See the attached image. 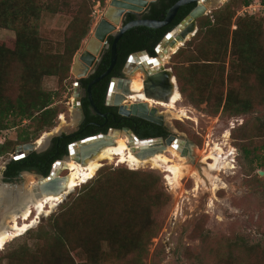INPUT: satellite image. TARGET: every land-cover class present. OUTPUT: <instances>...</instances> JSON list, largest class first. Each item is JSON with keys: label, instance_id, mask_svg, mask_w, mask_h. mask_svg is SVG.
Masks as SVG:
<instances>
[{"label": "trees", "instance_id": "1", "mask_svg": "<svg viewBox=\"0 0 264 264\" xmlns=\"http://www.w3.org/2000/svg\"><path fill=\"white\" fill-rule=\"evenodd\" d=\"M106 0H0V27L16 32L15 47L0 41V131L16 127L30 120L21 133L24 142L35 141L47 129L57 124L60 107L56 104L58 92L47 90L44 80L58 77L63 83L71 75L74 57L91 32L94 6ZM179 0H160L153 3L146 19H164ZM255 0H230L221 8L199 19V31L185 47L175 55V75L180 91L193 106L207 104L209 113H229L243 116L257 105H264V24L249 16L234 19L240 7H249ZM264 4V0H262ZM196 7V3L182 6L173 22L163 28L138 26L127 31L118 43L120 66L138 52L156 54V47L174 27L180 24ZM72 14L66 31L62 51L51 52L42 38L39 21L44 14ZM96 75L85 79V86L106 71L111 63L112 45ZM188 64V65H187ZM110 88V76L93 87V98L102 111L109 110L105 98ZM88 122L99 121L93 115L90 99L85 100ZM93 117V118H92ZM110 123L103 129L88 130L82 135L62 136L43 153L33 154L12 161L5 173L8 179L18 177L24 171L37 170L48 176L53 165L69 154L70 145L80 137L108 133ZM159 128V127H156ZM161 129V128H160ZM167 136L165 130L146 133L145 138ZM9 141L0 145V154L12 150ZM257 166L264 169V157H256ZM109 182L102 188L107 197H101L95 178L85 183L82 193L65 205L64 211L52 216L51 229H29L26 235L37 238V243L25 242L15 248L0 252V262L8 264H144L149 254V244L156 232L153 230V209L162 208L157 182L151 178H128ZM136 179V180H134ZM118 187L119 195L115 196ZM152 192V193H151ZM115 197L117 203H115ZM201 236H204L199 232ZM106 243L109 251L103 249ZM227 248L234 256L240 253L236 263L255 259L264 264V247L250 245L242 236L227 241ZM80 251V252H79ZM74 253L84 261H77ZM80 253V254H79ZM231 254V253H230ZM259 263V264H260Z\"/></svg>", "mask_w": 264, "mask_h": 264}, {"label": "rangeland", "instance_id": "2", "mask_svg": "<svg viewBox=\"0 0 264 264\" xmlns=\"http://www.w3.org/2000/svg\"><path fill=\"white\" fill-rule=\"evenodd\" d=\"M79 1L75 0L74 7ZM211 1L214 0L208 2ZM228 1L230 0L219 3L210 10L214 12ZM260 3H262V0H255L253 2L255 7L251 9V12L244 11L245 7L238 8L232 27L233 30L237 28V18L245 15L262 21L264 24V4L261 7ZM108 4L109 0H106L104 5L101 2L95 4L91 32L83 41L79 49L80 52L86 49L87 42L95 33L98 22L105 13ZM72 19L73 15L66 13L43 15L39 21V29L49 51L58 52L63 50L67 36L66 31ZM193 38L194 36L185 45L183 44L180 49L185 47ZM0 41L14 48L16 32L0 27ZM175 54L172 53L164 64L165 68L172 70L174 73L177 65L176 60L173 58ZM138 69L139 71L134 68L133 71L140 72V78L144 84L146 83L147 87L148 73L145 68L139 67ZM133 71L128 70L129 87L132 80L136 79L139 74ZM80 80L82 79L73 74L72 69L70 77L63 83L60 82L58 77L45 78V89L59 94L56 104L60 107V113L56 126L45 130L39 136V139H41L45 134L47 136L52 135V141L44 152L52 146L56 138L76 135L75 133L79 130L80 124L75 117V110L77 109L75 100L77 93L83 92L82 85H77V81ZM173 82L175 83V81ZM130 94H132L131 90L125 93L127 98L124 102L136 103V100L128 98ZM182 96L183 102L179 106L190 108L192 117L195 119L185 118L182 120L171 118L167 114L163 115L168 124V135L175 134L195 143V146H192V156H185L192 169L181 180V185L171 183L165 166L147 164L135 168L128 163H119L118 159L112 162L105 161L96 173L97 175H95L92 184L95 185L96 183L97 188L100 187V196L105 198L107 193L102 187L109 182L124 180L119 175L123 170L136 172L135 175L125 172L128 178L157 179L155 180L157 182L155 193L160 196L162 208L153 209L152 222L154 225L152 227L157 235L153 237L149 244V254L143 259L144 264H238L235 260L240 258V253L234 251L235 254L232 256L233 251L227 248L228 239L242 236L250 245L264 247V173H261L264 172V169H260L256 162L257 156L264 157V105L255 106L252 112L247 115L233 117L229 113L211 114L207 104L197 108L191 104L186 95L182 94ZM154 107H158L159 113L167 111L157 105ZM63 120L66 122L65 130L58 134L54 133V130L62 124ZM30 124H32V121L27 120L21 124L19 123L14 128L0 131V145L9 141V146L12 148L9 152L0 154V185L16 191L15 194L18 193L17 191L22 190L24 192L25 189H28L31 183L28 173L36 177V182L39 181L40 176H46L37 171L40 176L34 174V171H24L20 176L12 179H8L5 175L8 165L15 161L18 152L20 150L26 151L22 146L26 143L39 141L37 139L24 142L20 139L21 133L27 127L29 131H33L34 126L30 128ZM227 130H230L231 133L229 139L225 138ZM115 135H128V133L123 131ZM169 148H172V146ZM164 152L172 161L180 162L179 158L174 157L169 149L164 150ZM178 152L181 156V152ZM33 153H28V156ZM210 155H215L218 158L219 162L215 165V169L211 168V164L216 163L215 160H205ZM61 160H64L62 161L64 163L68 162V155ZM3 169H5L4 172H2ZM69 172L68 169H63L60 172V177L68 176ZM199 180L203 181L200 182ZM84 185L86 184L69 192L60 203L40 214L30 229L35 231L40 227L51 229L52 216L55 217L63 212L65 205L73 202L82 193ZM118 189L116 187L115 196L120 193ZM117 201L115 197V203ZM26 232L10 240L3 249H0V252L15 248L25 242L30 245L36 244L38 242L37 238H29ZM199 232L204 236H201ZM103 249L109 251L106 243L103 244ZM77 254L74 253L77 261L86 260V258H79ZM259 263L255 262V259H249L240 264ZM0 264H8V261L2 260Z\"/></svg>", "mask_w": 264, "mask_h": 264}, {"label": "water", "instance_id": "3", "mask_svg": "<svg viewBox=\"0 0 264 264\" xmlns=\"http://www.w3.org/2000/svg\"><path fill=\"white\" fill-rule=\"evenodd\" d=\"M157 1L158 0H109V4L106 8V11L98 22V25L95 29V33L92 35V37H90L87 42L86 49H84V51L77 52V54L75 55L74 64L72 68L73 74H75L80 79L88 78L95 71L101 58L105 54L106 50L110 47L111 37L114 38V42L112 45L111 67L102 76L98 77L97 79H94L88 86L90 102L99 114L107 116L106 114H103L100 111L94 101L92 93L93 86L102 79H104L113 70L118 59V43L127 31L136 26H148L152 28H163L165 26H168L173 22V20L177 16L179 9L182 6L196 3V7L191 11V13L180 24H178L170 32H168L162 39V41L157 45L155 55L150 54L148 51L138 52L144 54L146 57L152 60H157L155 61L157 63L159 62L158 58L164 55V53H161V51H166L170 47H175L179 40H182L184 38L187 39L188 36L193 32V36H195L199 31V19L212 12V10L208 11L207 6L204 4L210 0H179L170 9L164 19L141 18L126 23V20L128 19L129 15H141L148 12L153 3ZM214 1L216 2L217 0ZM192 37L188 38L187 41L190 40ZM187 41H185V43ZM179 49L180 48H178V50ZM138 53H135L133 55H136ZM133 55L130 56V59ZM146 72L148 73L147 86L148 83H159L161 81L164 82L165 80L167 82V85L170 87L171 75H174L177 80L175 73L172 70L165 68L164 65L163 67H160L158 71L149 69ZM160 85L161 84L159 83V86ZM81 97L82 93L78 92L77 98L75 100V107L79 110V124L85 119V114L80 105ZM163 98H165L166 100H170L168 95L163 96ZM124 99L125 96L118 95L116 101V105L120 107V114L124 116L136 115L150 122L163 126H168L164 117L156 116L157 108H153L151 110L148 108V105L143 102L134 103L133 105L128 106L124 103ZM113 131H125L126 133H130L133 137L134 142L138 145L141 144L143 146L142 151L139 153L142 157L152 155L157 151L167 150L171 146L176 147V149H178L181 152V155L184 157L192 156V146H195V143L190 139L178 137L175 134H171L166 139L140 138L136 134H134L133 131H131L129 128H115L111 129L107 134L99 133L96 135H92L91 137H88L82 141L73 142L69 147L68 157L70 158L72 155H74V152L76 151V160H84L87 156L91 155V153H94L95 151L99 150L102 146L108 144V139L112 137L111 133ZM51 136L52 135L46 138L44 145L41 146L38 145V140L35 142L24 144L22 148L26 151L24 152L20 150L15 156V160H19L28 156V153L30 152H44L52 141ZM61 161L64 160H58L55 164ZM4 170L5 169H3L2 172H4ZM54 170L55 165L53 166V169L48 176H40L37 172H34V174L40 176L39 182L42 191L52 193H58L59 191H62L61 177H54ZM261 173L263 174L264 172ZM64 190L65 192L67 191L66 189ZM61 194L64 195L65 193L63 192Z\"/></svg>", "mask_w": 264, "mask_h": 264}, {"label": "bare ground", "instance_id": "4", "mask_svg": "<svg viewBox=\"0 0 264 264\" xmlns=\"http://www.w3.org/2000/svg\"><path fill=\"white\" fill-rule=\"evenodd\" d=\"M224 1L226 0H217L216 2L207 1L204 4L207 6L209 11L210 9L217 6V4ZM193 34L194 32L191 33L188 37H192ZM187 39L184 38L182 40H179L175 47H170L166 51H161V53H164V55L158 58L159 62L157 63L155 62L157 60H152L142 53L133 55L129 60V70L133 71L134 68H137V70L139 71L138 68L141 67L142 69L145 68V71L149 69L158 71V69L160 67H163L166 61H168L172 53L177 52L178 48H180L185 43V41H187ZM138 73V77L136 79L134 78V80H132L131 82L130 88L132 94L128 96L129 99L139 101L136 103H146L148 105V108L151 110L155 105L160 106L167 110L163 113L160 112V114L170 115L171 118L182 120H184L185 118L195 119L192 117V111L190 108L179 106V104L183 102V96L181 91L179 90L178 83L174 75H171L173 77L172 80L175 81V83L173 82V90L169 95L170 100H166L162 97L159 98L158 96L155 97L146 94L144 92L145 84L140 78V72ZM114 89L120 91L116 84L114 85ZM75 117L77 119V122H79L78 109L75 110ZM63 119L65 118L63 117ZM65 124V120H63L62 124L54 130V133L58 134L63 132L66 128ZM118 133L120 132L113 131L111 133L112 137L108 139L109 143L102 146L94 153H91V155L87 156L84 160L77 161L75 151L74 155L69 158L68 162L64 163L61 161L57 163V165H55L54 177H60V172L63 169H68L70 171L68 176L61 177V192L59 191L58 193H52L42 191L40 188V182H36V177L31 173H28L31 183L28 189H25L24 192H22L21 190L17 191L18 193L15 194L14 192L16 191H12L11 189H7L0 185V249H3L6 244L13 238L28 231L35 223V220L39 217L40 214H42L48 208H53L54 206H56V204L60 203L66 194L93 179L95 175H97L96 173L103 166V163L105 161L112 162L115 159H118L119 163H128L130 166L135 168L147 164H152L153 166L160 167L165 166L166 171L169 174L171 183L178 185H181V180L186 176L187 172L191 171L192 166H190L189 162H187V158L182 155L180 156L178 152L179 150L176 149V147L168 149L172 152L174 157L179 158L180 162H174V160L172 161V159L166 154V152H164V150L157 151L152 155L142 157L139 153L142 151L143 146L141 144L138 145L137 143H135L130 133H128V135H115ZM230 134V130H227L225 133V138L229 139ZM48 136L47 134H45L41 139H39L38 145H44ZM215 155H210L205 158V160H215L216 163L211 164V168L213 169H215V165L217 164V162H219L218 158ZM172 162L174 163L171 164ZM64 189H66L67 191L65 192ZM63 192L65 193L64 195L61 194Z\"/></svg>", "mask_w": 264, "mask_h": 264}, {"label": "flooded vegetation", "instance_id": "5", "mask_svg": "<svg viewBox=\"0 0 264 264\" xmlns=\"http://www.w3.org/2000/svg\"><path fill=\"white\" fill-rule=\"evenodd\" d=\"M158 1H160V0H158ZM150 9L148 10V12H146L144 14H141V15H138V14L129 15L128 19L126 20V23L131 22V21L136 20V19L145 18V16L149 13ZM136 27H138V26H136ZM110 47H111V45H110ZM110 47L108 49H110ZM103 59H104V57L101 58L100 63L97 65L95 71L88 78H91L93 75L97 74L98 69H99ZM129 60H130V57L128 58V60L125 63V65L122 67V66L119 65L120 62H119V57H118L117 62L115 64L113 70L111 71V73L108 74L104 79L101 80V81H103L107 77L110 76V88H109L107 96L105 98V105L109 107V110L102 111L98 107L100 109V111L103 114H106L107 116L99 114L97 112V110L91 104L92 113H93V115H98L100 117L99 121L93 120L90 123L88 122V116H87V112L86 111L88 109H90V108H89V106L86 105L85 100H86L87 97L89 98V93H88V87L85 86V82H84V80L88 79V78H84V79H82L80 81H77V83H78L77 85H82L83 92H82L80 105H81V108H82V110H83V112L85 114V119L80 123L79 130L75 133L76 135H82L83 133L87 132L88 130H96V129H100V128L103 129V128L107 127L108 125H110V123H115L118 126L121 125V129L129 128L131 131H133L134 134H136L139 137L144 136L146 133L155 134V133H157L158 131H161V130H165L167 132V126H163V125H159V124L150 122V121H148L146 119H143L141 117H138L136 115L124 116V115L120 114V107L118 105H116V101H117L118 95L125 96V93L129 92L131 90V88L129 87V77H128ZM111 65H112V57H111V63L109 65L108 69L111 67ZM106 71H104L100 76H102ZM100 76H98V77H100ZM98 77H96L95 79H97ZM101 81H99V82H101ZM159 83L161 84L160 86H159ZM159 83H148L147 87H146V83H145L144 92L146 94H148V95H152V96H155V97L158 96L159 98H161V97L163 98V96H166V95L169 96L172 93V90H173V88H172L173 87L172 76H171V81H170V87L167 85V82L165 80H164V82L161 81ZM115 84L118 86L120 91L114 89V85ZM92 93H93V90H92ZM111 93H113L114 95L111 94ZM124 101H125V99H124ZM135 102H139V101L136 100ZM124 103L126 105H128V106L134 104L132 102L131 103L124 102ZM158 110L159 109L157 107L156 116L163 117V115L160 114ZM156 127H159V128H156ZM115 128L117 129L116 126H110L109 131L111 129H115ZM92 135H96V134L84 135V136L80 137L79 140L82 141V140H84V139H86L88 137H91ZM170 135H167V136H157L156 135V136H152L150 138H163V139L165 138L166 139ZM55 165H57V164H55ZM33 171L36 172L37 170H33ZM15 178H17V177H15Z\"/></svg>", "mask_w": 264, "mask_h": 264}, {"label": "built area", "instance_id": "6", "mask_svg": "<svg viewBox=\"0 0 264 264\" xmlns=\"http://www.w3.org/2000/svg\"><path fill=\"white\" fill-rule=\"evenodd\" d=\"M260 6L262 7L263 6V3H260ZM253 7H255V5H251V6H249V7H245L244 8V11H247V12H251V9L253 8Z\"/></svg>", "mask_w": 264, "mask_h": 264}, {"label": "clouds", "instance_id": "7", "mask_svg": "<svg viewBox=\"0 0 264 264\" xmlns=\"http://www.w3.org/2000/svg\"><path fill=\"white\" fill-rule=\"evenodd\" d=\"M55 163H56V162H55ZM55 163H54V165H55ZM54 165H53V166H54Z\"/></svg>", "mask_w": 264, "mask_h": 264}]
</instances>
